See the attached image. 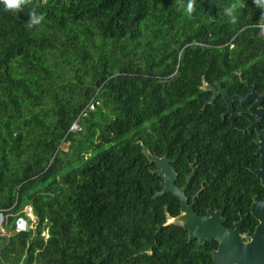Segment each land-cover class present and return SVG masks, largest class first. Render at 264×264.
Returning <instances> with one entry per match:
<instances>
[{"label": "trees", "instance_id": "1", "mask_svg": "<svg viewBox=\"0 0 264 264\" xmlns=\"http://www.w3.org/2000/svg\"><path fill=\"white\" fill-rule=\"evenodd\" d=\"M188 2L0 0V264H192L142 148L170 159V127L217 122L203 80L264 90V3Z\"/></svg>", "mask_w": 264, "mask_h": 264}, {"label": "flooded vegetation", "instance_id": "2", "mask_svg": "<svg viewBox=\"0 0 264 264\" xmlns=\"http://www.w3.org/2000/svg\"><path fill=\"white\" fill-rule=\"evenodd\" d=\"M225 76L227 80L222 83L206 82L219 92L215 96L214 103L209 106L215 107L220 118L216 119L215 124L206 121L200 128L199 136L196 127L183 128L180 133L172 132L174 127H170L168 136L175 142L173 143L175 156L170 159L164 158L169 161L176 174L174 184L177 188H183L194 171L184 193L197 215L206 216L207 209L219 210L224 228L236 229L238 223L236 237L245 249L238 248L233 239L231 264H264V168L261 177L258 176V171L261 169V154L258 150L261 148L264 152V113L261 110H264V101L257 105L259 114H251L249 111L253 100L248 103L234 100L229 111L227 100L223 95L225 92L227 97L235 95L245 97L253 90L251 86L257 93H262L264 90L257 88L248 77L241 79V72H233ZM204 93H207V97L203 99L202 107L211 97L212 91L208 90ZM204 134L211 138H200ZM179 159L188 164L183 180L179 178L174 168ZM155 168L156 166L150 171ZM167 194L178 200L177 212L169 213L175 216L180 212V200L171 193ZM172 203L175 201L172 200ZM191 241L198 245L192 249V264H217L212 259V253L217 251L218 241L204 240L200 244L196 239Z\"/></svg>", "mask_w": 264, "mask_h": 264}, {"label": "water", "instance_id": "3", "mask_svg": "<svg viewBox=\"0 0 264 264\" xmlns=\"http://www.w3.org/2000/svg\"><path fill=\"white\" fill-rule=\"evenodd\" d=\"M217 87L219 85L215 83ZM252 91L245 95V97L235 95L234 97H227L226 93L223 92L224 99L227 100L229 111L231 110L232 102L238 101L240 103H248L253 100L249 107V111L251 114H259L260 111L257 109V105L261 101H264V91L262 93H257L253 86ZM199 90L202 92H206L208 90L212 91L211 97L206 100L203 104L210 105L214 103L215 96L219 94V92L215 90L214 87H211L204 81H201ZM264 113V110L261 109ZM259 116H256L258 118ZM261 138V137H260ZM262 140V139H261ZM258 153L261 154V169L258 171V176L262 174V169L264 168V152L260 148ZM142 154L144 158H146L147 162L150 164H154L156 168L151 171L152 174H156L160 177V187L161 189L156 191L152 196L153 200L159 199L163 197L167 193H171L177 199L180 200V212L171 216L168 212V208L164 207V214L166 217V221L164 224H175L177 226L182 227L186 230L187 241H191L196 239L198 243H202L204 240H216L219 242V246L217 251L212 253V259L215 260L217 264H231L233 262L230 261L231 251L234 248V241L237 244V247L240 249H245V247L241 246L238 238L236 237V231L238 230V223L236 224V229H226L222 226V216L221 211L219 210H206V216L197 215L192 209V203H188L187 197L184 193L185 188L189 184L194 171H192L191 175L187 179L186 184L183 188H177L175 186L176 174L173 168L170 166L169 161L164 158H158L153 156L149 150L142 148ZM261 177V176H260ZM194 201V199H193Z\"/></svg>", "mask_w": 264, "mask_h": 264}, {"label": "clouds", "instance_id": "4", "mask_svg": "<svg viewBox=\"0 0 264 264\" xmlns=\"http://www.w3.org/2000/svg\"><path fill=\"white\" fill-rule=\"evenodd\" d=\"M28 2L29 0H4V3L8 9L16 10V11H19L21 9V6L27 4ZM255 2L260 4V3H264V0H255ZM192 10H193V0H189L188 5H187V11L190 13ZM227 14L231 15V9L227 10ZM42 19H43L42 14H37L34 9L29 12V26H35V25L40 24ZM27 212H28V208L26 211H24L23 216L29 219L28 216L26 215ZM30 214H31V211H30Z\"/></svg>", "mask_w": 264, "mask_h": 264}, {"label": "built area", "instance_id": "5", "mask_svg": "<svg viewBox=\"0 0 264 264\" xmlns=\"http://www.w3.org/2000/svg\"><path fill=\"white\" fill-rule=\"evenodd\" d=\"M260 35H261V37H263L264 38V27H261L260 28ZM28 211H29V213H30V208H28ZM27 215V214H26ZM29 221H31L30 219H28ZM3 216H2V214L0 213V233H4L5 232V228H4V226H2L1 224L3 223ZM34 221V220H33ZM26 227V222H22V228H25Z\"/></svg>", "mask_w": 264, "mask_h": 264}, {"label": "rangeland", "instance_id": "6", "mask_svg": "<svg viewBox=\"0 0 264 264\" xmlns=\"http://www.w3.org/2000/svg\"><path fill=\"white\" fill-rule=\"evenodd\" d=\"M22 210H23V212H22V213H24V211H26V210H27V207H24ZM27 216L30 218V220H31V221H33V220H34V217H33V216H31V214L29 213V211L27 212ZM34 226H35L34 222H31V224H30V227H32V228L34 229Z\"/></svg>", "mask_w": 264, "mask_h": 264}, {"label": "bare ground", "instance_id": "7", "mask_svg": "<svg viewBox=\"0 0 264 264\" xmlns=\"http://www.w3.org/2000/svg\"><path fill=\"white\" fill-rule=\"evenodd\" d=\"M29 218V217H28ZM30 219V218H29Z\"/></svg>", "mask_w": 264, "mask_h": 264}]
</instances>
